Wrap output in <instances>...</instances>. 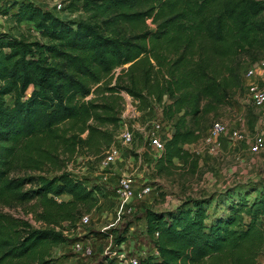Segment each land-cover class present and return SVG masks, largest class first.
<instances>
[{"label": "trees", "instance_id": "trees-1", "mask_svg": "<svg viewBox=\"0 0 264 264\" xmlns=\"http://www.w3.org/2000/svg\"><path fill=\"white\" fill-rule=\"evenodd\" d=\"M81 1L69 7L85 15L66 19L17 0L18 25L33 22L37 36L0 33V202H31L27 211L42 222L0 211V264H56L64 221L99 206L102 187L64 167L80 150L100 154L112 144L123 91L140 110L160 105L176 128L159 169L175 157L195 167L181 143L204 135L243 89L246 61L264 58V0ZM65 193L71 198H56ZM216 199L213 211L212 199L194 197L172 210L147 208L160 257L141 264H263L264 190L248 198L231 186Z\"/></svg>", "mask_w": 264, "mask_h": 264}, {"label": "rangeland", "instance_id": "rangeland-1", "mask_svg": "<svg viewBox=\"0 0 264 264\" xmlns=\"http://www.w3.org/2000/svg\"><path fill=\"white\" fill-rule=\"evenodd\" d=\"M15 1L17 0H0V33L12 32L16 36H19L25 31L28 34L37 36L38 29L35 28L33 22L24 20L18 25L13 15L16 7H11ZM33 1L46 9L52 10L62 18L79 19L85 15L82 9H72L69 7L71 2L81 5V0ZM148 22H150L152 28L155 27L150 18ZM250 60L246 61L243 65L244 69L247 68L248 63H251L249 62ZM125 65L127 66L128 64ZM120 69L121 67H118L115 72L118 73ZM122 93L124 95L122 102L132 103L130 93L126 91ZM6 99L9 103L12 102L11 95H6ZM157 106L160 105L157 104ZM142 111L143 116H134L130 112V116L128 117L129 120L135 119V141L131 144H123L121 141H117V143L121 147L124 158L122 164L127 162L130 156H134L136 160H139L138 156L142 158L141 162H137L142 167L143 165H147V172L145 174L151 175L150 178L156 180L154 190L142 201L136 203V210L131 216L129 215L124 221L118 222L115 219L116 215L113 209V205L115 204L113 191L115 188L112 182L117 183L122 173L116 171L115 174L105 178V174L110 172L112 168L100 169L99 167V161L109 146L106 149L103 147L105 150L102 149L103 151L101 150L100 154L80 150L72 160L67 162L64 168L71 171L77 177L86 180L90 185L96 184L106 188L105 182H109L106 189L108 191L100 193L102 203L93 211L94 220L92 223L80 227L67 223L64 225L65 230H68L66 233L68 239L52 249V256L55 257L56 264H110L111 257L109 253L118 248L116 236L123 234L127 228L130 229L126 223L130 222V220L135 222L133 235L136 232L139 234L146 224L145 212L147 208L159 211L172 210L183 201L194 197L212 199L213 201L210 204L209 210L213 211L217 196L226 192L231 186H239L245 195L247 194L248 198H253L260 191L264 190V147L257 153L250 152L244 142L231 139L227 136L216 140H207L205 132L202 137L194 141L193 147H189L194 148L191 158L198 159V164L195 167L191 159L185 161L176 158L174 159V165H166V167L160 170L158 161L156 163L152 162L155 152H153V146L149 144V140L143 131L145 120L158 116L159 109L155 107L151 112ZM219 118L228 123L230 127L241 128L250 133L261 132V130L264 132V106H256L250 102L246 91L243 90H240L236 94L232 103L221 108L220 117H215V119ZM116 131L117 129L114 131V134ZM86 135L87 132L82 134V137ZM222 143L238 145L240 155L223 153ZM49 166L47 165V167ZM230 168H235V171L230 173ZM26 171L22 170L21 173H26ZM55 172V170H51L50 174ZM213 178L217 179L218 183L224 182V184L218 185L215 182L211 187L204 186L212 182ZM239 179L241 180L239 181ZM31 186L32 183L26 184L27 188ZM192 187H195L193 189L194 194L190 195L188 191ZM214 196L215 198L213 199ZM70 198L71 195L65 193L59 195L57 199ZM30 204L31 202L29 204L9 206L0 202V211L8 212L15 216L22 215L29 218L34 225H42V222L36 220L32 211H27L30 210ZM76 239L84 240L85 244L90 245L93 249L92 254L86 255L81 250L76 249L74 246ZM137 239H139L138 243L142 248H150V239L146 233L144 237L138 235ZM260 260L264 264V253L260 255Z\"/></svg>", "mask_w": 264, "mask_h": 264}, {"label": "built area", "instance_id": "built-area-1", "mask_svg": "<svg viewBox=\"0 0 264 264\" xmlns=\"http://www.w3.org/2000/svg\"><path fill=\"white\" fill-rule=\"evenodd\" d=\"M243 69L244 68H242L243 89H239L238 92L240 90L246 91V95L250 102L256 106H264V58L254 63H248L247 68H245L244 71ZM130 112H132L134 116H143V111L138 108L137 101L133 98L132 103H124V106L119 113L120 119L117 131L114 134L115 139L99 161L100 169L112 168L110 172L105 174V178L115 174L116 170H114V166L119 162V158L122 155L121 147L118 145L117 141H121L123 144H131L135 141V119H128ZM143 131L149 140V144L159 152V154L153 158L154 160H152L153 163H156L166 147L167 139L172 136L174 127L172 123L164 120L162 115H158L145 120ZM226 136L244 142L247 148L252 152H259L264 147L263 130H261V132L250 133L241 128L230 127L229 124L221 118L215 119L207 128L205 137L207 140H216L218 138H225ZM138 158L139 160L137 161L141 162L142 158L140 156H138ZM150 177L151 175L148 174L138 176L130 171L121 174L117 183L112 182V185L115 188L113 191V200L115 201L113 209L118 222L124 221V219L134 213L136 210V199L142 200L154 190L156 180ZM105 183L107 185L106 188L102 187V190L96 193L99 197V205L102 203L100 193L108 191L106 189L108 188L109 182ZM56 198H58V196H56ZM96 208L90 212L83 213L77 217L74 222L64 221L63 224L65 225L67 223L69 225H74L75 227L90 224L94 220L93 211L96 210ZM126 223L130 229L127 228L124 231L122 240L118 242V248L109 253L113 260L112 264H141L142 259L144 258H159L160 250L155 242L159 232L155 231L152 235L149 234L147 219L144 228H142L139 234L136 232L135 235H133L135 222L130 220V222ZM63 231L65 234L68 232L65 228ZM144 232L150 239L149 249L142 248L138 243V235L144 237ZM74 246L86 255H90L93 252L92 247L85 244L84 240L81 239H76Z\"/></svg>", "mask_w": 264, "mask_h": 264}, {"label": "crops", "instance_id": "crops-1", "mask_svg": "<svg viewBox=\"0 0 264 264\" xmlns=\"http://www.w3.org/2000/svg\"><path fill=\"white\" fill-rule=\"evenodd\" d=\"M157 108L158 107V109H159V112H158V115H162V110H161V107L160 106H157V105H155L153 108H149V109H147L146 110V112L147 111H152L154 108ZM181 145L183 146V147H185L186 149H189V151L191 152V153H194L193 151V149L192 148H189L190 146L191 147H193V145H194V142H187V143H181ZM242 147V146H241ZM153 149V152H155V154H154V156H153V158H155V156H157L158 154H159V152L157 151V150H155L154 148H152ZM222 150H223V153H225V154H228V155H230V154H233V153H235V155H240V152H238L239 151V146L238 145H235V144H231V145H227V144H225V143H222ZM250 151V150H249ZM250 152H252V151H250ZM257 153V152H256ZM195 155V154H194ZM176 158H178V157H175L174 159H176ZM182 160V159H181ZM124 161V158H123V156L121 155V157L119 158V162H117L116 164H115V170L117 171V172H119V173H124V172H133V173H135L136 175H138V176H141V175H144L146 172H147V165H143V167L137 162V160L135 159V157L134 156H130V159L127 161V162H125L124 164H122V162ZM229 171H230V173H233L234 171H235V168H230L229 169ZM233 175H235V174H233ZM241 179H239V181H240ZM215 182H217V179H215V178H213L212 179V182H210L209 184H206V185H204V186H207V187H211V186H213V184L215 183ZM218 183V182H217ZM219 184H224V182H219L218 183V185ZM195 187H192V188H190L189 189V191H188V194H190V195H193L194 193H193V189H194ZM223 188V187H222ZM146 197V196H145ZM144 199V198H143ZM142 199V200H143ZM141 199H136L135 200V202L137 203V202H139V201H142ZM177 205V204H176ZM115 219H117V216L115 217ZM263 219H264V217H263ZM262 254V253H261ZM260 254V255H261ZM260 255H259V260H260ZM261 261V260H260ZM263 263V262H262Z\"/></svg>", "mask_w": 264, "mask_h": 264}, {"label": "water", "instance_id": "water-1", "mask_svg": "<svg viewBox=\"0 0 264 264\" xmlns=\"http://www.w3.org/2000/svg\"><path fill=\"white\" fill-rule=\"evenodd\" d=\"M176 128H174V132H175Z\"/></svg>", "mask_w": 264, "mask_h": 264}]
</instances>
